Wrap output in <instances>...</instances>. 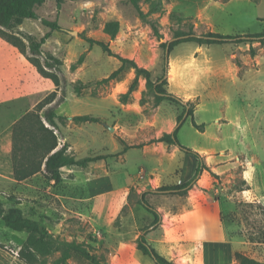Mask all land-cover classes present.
Masks as SVG:
<instances>
[{
    "label": "rangeland",
    "instance_id": "1",
    "mask_svg": "<svg viewBox=\"0 0 264 264\" xmlns=\"http://www.w3.org/2000/svg\"><path fill=\"white\" fill-rule=\"evenodd\" d=\"M156 2L158 12L152 14L150 4H140L147 22L129 0H68L61 8L55 1H48L37 10L43 20L57 22L63 31H52L40 20L26 23L36 40L52 32L42 47V63L47 54L63 62L59 73L62 84L53 104L55 112L66 118L57 121L59 144H68L69 153L76 159L114 157L83 172L71 169L68 178L82 172L88 180L76 185L69 181L66 185L63 181L52 184L43 174L17 181L14 175L3 172L0 199L6 210L20 208L55 237L83 244L105 264H136L137 240L153 221L148 210L136 202L150 188L144 190L136 183L123 191L104 194L111 191L110 184L104 180L96 186L95 181L120 173L117 168L125 165L127 151L139 154L148 146L150 155L166 154V144L154 141L179 129L180 143L201 154L208 166L203 184L210 181L211 186L206 193L221 205L219 221L237 243L234 263L228 264H238L237 253L264 264V43L176 46L169 56L165 89L181 101L158 104L143 77L131 92L136 75L129 65L117 79L108 80L121 66L120 61L88 42L90 38L108 44L114 55L152 71L156 81L163 74L161 43L171 42L176 31L230 36L263 33L264 0ZM108 22L119 24L114 39L104 32ZM149 22L155 23L162 40ZM191 108L193 117L189 116ZM80 116L100 118L101 122L73 120ZM193 118L204 125V132L193 126ZM181 152L190 160V167L198 163L194 155ZM142 168L143 164L132 180L142 183ZM182 171L178 166L176 176ZM115 181L120 184L121 179ZM100 188L102 192H98ZM132 189L135 194L129 202ZM10 196L20 204L10 201ZM109 198L115 199L117 209L97 222L101 215L110 213L105 203ZM189 198H195V194H189L184 206L179 197H148V203L162 215V230L153 232L149 242L166 233L171 236L169 216L174 210L184 213ZM26 239V233L12 231L0 220V264H27L19 258ZM58 258L59 254L51 257L49 264ZM66 264L90 263L75 256Z\"/></svg>",
    "mask_w": 264,
    "mask_h": 264
},
{
    "label": "trees",
    "instance_id": "2",
    "mask_svg": "<svg viewBox=\"0 0 264 264\" xmlns=\"http://www.w3.org/2000/svg\"><path fill=\"white\" fill-rule=\"evenodd\" d=\"M48 1H55L58 8H61L68 0H0V38L17 48L24 56H26L41 76L53 81L57 88V91L48 95L34 110L24 115L14 127V146L12 154L14 177L17 181H25L38 174H43L46 180L55 182V184H60L62 182L61 170L63 168L76 166L86 169L91 163L104 161L113 156L100 155L84 159H76L74 155L69 153V146L67 144L59 148V138L55 132L58 127L57 121H64L66 118L59 116L54 108L50 106L57 100L58 90L62 84V79L59 73L62 71L61 68L63 67V62L52 54H47L45 56L44 63L41 61V56L43 55L42 47L51 38L52 32H48L40 40H36L31 35L26 36L22 32L15 31L23 25L24 21L27 19L34 21L40 20L44 26L49 27L52 31H63V28L57 22L43 20L39 16L37 10L43 7ZM129 1L135 8H137L141 17L146 22L147 16L143 13L140 7L142 2L150 4L151 14L158 12V3L156 0ZM149 23L158 39L162 40V36L155 23ZM104 32L114 39L119 33V24L117 22H108L105 26ZM184 36L189 37L171 43H161L160 47L163 50V74L156 81L153 80L152 71L140 67L134 60L114 55L108 44L90 38L88 39V42L91 45H98L104 52L111 56H115L120 61L121 66L108 78V80L117 79L129 65V68L134 69L136 75L131 92L136 89L139 79L143 77L147 82V88L155 94L156 102L158 104L164 101H181L175 95L168 93L165 89L168 85V80L166 78V73L169 67L168 59L176 46L182 43H196L199 46H211L216 44L224 45L233 42L237 44L254 42L264 43V32L249 36H230L214 32L196 35L193 30H190L189 32L178 30L175 33V38ZM76 92L81 93V88L76 87ZM43 111H45L44 114H42ZM189 116H194V110L192 108L189 112ZM73 120L92 123L101 122L100 118L91 116L74 117ZM192 120L193 126L198 131L204 132V125H198L194 118ZM178 132L179 129L171 134L165 133L161 138L156 139L154 143L175 145L181 150L194 155L198 159V167L195 175L190 181L180 185L163 186L157 190L147 189L139 195V199L136 202V204L145 207L153 216L152 223L142 231V234L137 240V249L143 255L150 257L156 264L175 263L160 255L149 242V238L152 237L153 232L162 230V215L155 207L148 203V197H179L183 199V205L185 206L189 192L197 185L203 173L209 171L203 157L198 152H195L180 143ZM134 194L135 190L132 189L128 198L129 202H132ZM9 200L16 204H20L15 197L10 196ZM172 213L179 214V211L174 210ZM0 220L12 231L20 233L24 232L27 234V239L19 252V258L27 264H49L50 258L57 254H59V258L54 264H66L68 260L75 256L86 260L90 264H105L100 258L93 255L83 244L76 241L69 242L55 237L38 221L27 218L20 208L12 207L6 210L1 199ZM160 239L162 238H157V240ZM236 260L238 264H261L240 253L236 254Z\"/></svg>",
    "mask_w": 264,
    "mask_h": 264
},
{
    "label": "crops",
    "instance_id": "3",
    "mask_svg": "<svg viewBox=\"0 0 264 264\" xmlns=\"http://www.w3.org/2000/svg\"><path fill=\"white\" fill-rule=\"evenodd\" d=\"M33 21L25 20L23 25L18 28L19 31L31 35L26 23H33ZM55 91L57 88L53 81L42 77L26 56L0 38V179L4 177L3 172H7V175H14L12 154L16 123ZM53 104L50 107L54 108ZM157 144L165 145L164 143ZM59 148H61V144H59ZM151 150L145 146L144 153L125 152L123 157H125L126 163L117 168L120 173H112L103 180L95 181L96 186H101L106 180L107 185L110 184L112 188L111 191L109 189L103 191L104 194L123 191L126 187H134L136 183L144 186V190L147 188L157 190L163 186L188 182L195 175L198 163L193 162V167H190L188 164L190 160L185 158L181 152L183 150L178 146L166 145L167 152L164 155H150L148 151ZM95 163H91L88 168ZM141 164L144 165V168H142V183H139L137 179L132 180L131 176L136 171H140ZM178 166H181L183 171L181 175L176 176L175 171ZM88 168L83 169L76 166L63 168L61 170L63 183L66 185L69 181L68 183L75 185L81 184V180H87L82 172ZM71 169L82 172L76 174L73 179L68 178L67 174L72 173ZM123 172L125 175L122 174ZM206 173L208 171L203 173L197 185L189 192V194H195V198H189V208L182 214L169 216L170 228H172L171 236L166 233L162 239L150 241V244L160 255L175 264L234 263L237 243L229 237L227 228L219 221L221 205L211 200V197L206 193V190L211 186L210 181L203 184ZM117 177L121 179L120 184L115 181ZM98 192H102L101 188ZM105 203L109 205L110 213L106 212L105 216L101 215L96 220L97 222L107 219L109 214L113 215L117 209L118 204L114 198H109ZM139 252L138 250L136 254L139 261L135 263L151 264L147 256Z\"/></svg>",
    "mask_w": 264,
    "mask_h": 264
},
{
    "label": "water",
    "instance_id": "4",
    "mask_svg": "<svg viewBox=\"0 0 264 264\" xmlns=\"http://www.w3.org/2000/svg\"><path fill=\"white\" fill-rule=\"evenodd\" d=\"M189 36H184V37H179V38H174L171 42H174V41H179V40H183V39H186L188 38ZM170 42V43H171ZM168 62H169V59H168Z\"/></svg>",
    "mask_w": 264,
    "mask_h": 264
}]
</instances>
